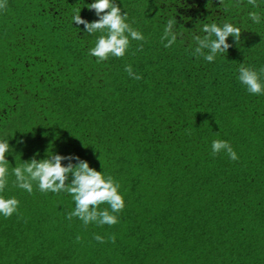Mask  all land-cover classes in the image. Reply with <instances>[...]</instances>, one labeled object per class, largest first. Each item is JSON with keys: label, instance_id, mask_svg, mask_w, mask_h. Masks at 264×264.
Segmentation results:
<instances>
[{"label": "trees", "instance_id": "obj_1", "mask_svg": "<svg viewBox=\"0 0 264 264\" xmlns=\"http://www.w3.org/2000/svg\"><path fill=\"white\" fill-rule=\"evenodd\" d=\"M91 2L0 0L4 195L20 202L0 217V264H264V95L237 79L242 64L264 69V0H116L144 39L99 63L88 55L99 33L71 23L80 9L97 19L84 7ZM174 16L179 35L165 47ZM226 22L240 28L239 41L230 36L212 63L194 55L203 24ZM216 139L238 159L212 155ZM52 153L119 182L117 224L68 219L67 193L15 186L13 167Z\"/></svg>", "mask_w": 264, "mask_h": 264}, {"label": "clouds", "instance_id": "obj_2", "mask_svg": "<svg viewBox=\"0 0 264 264\" xmlns=\"http://www.w3.org/2000/svg\"><path fill=\"white\" fill-rule=\"evenodd\" d=\"M254 0H249L253 3ZM181 3V0H179ZM90 11H94L97 19L89 22L80 15L81 9L71 17V23L83 24V31L88 35L96 36L94 46L88 49V55L96 58V62L107 61L110 57L122 58L130 48V41H142L143 34L135 30L128 22V14L117 4L116 0H92L84 4ZM0 7H3L0 3ZM254 23L261 22V16L255 12L249 13ZM177 25L175 16L168 20L162 39H166L165 47L171 46L179 33L172 31ZM205 33L203 37H194L197 46L193 54L203 57L209 63L215 61L218 55L227 53L232 46L228 42L231 36L233 43L238 42L241 30L233 23H205L202 26ZM125 71L133 79L140 76L132 71L131 65L125 66ZM237 79L245 90L252 95H264V69L259 71L245 67L243 64L238 69ZM11 152L8 140L0 139V217L8 218L18 211L19 200L15 196L4 195L9 183V161ZM225 153L231 160H237L238 155L228 140L216 139L211 142V154ZM67 161V163H65ZM11 174L15 177V186L28 193L35 187L42 193H67L74 201V209L68 214V219L76 217L85 225L95 223L98 225L117 224L118 216L125 207L123 194L119 191L120 184L111 175L91 167L87 160L74 154L61 155L52 153L44 158L35 156L23 162L20 166L13 167ZM106 203L109 208L98 209ZM95 239L101 243L104 238L96 235Z\"/></svg>", "mask_w": 264, "mask_h": 264}]
</instances>
